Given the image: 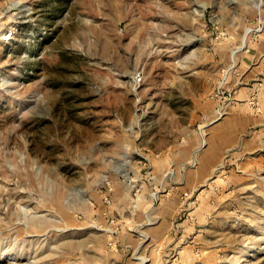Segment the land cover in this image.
Listing matches in <instances>:
<instances>
[{
    "label": "rangeland",
    "instance_id": "rangeland-1",
    "mask_svg": "<svg viewBox=\"0 0 264 264\" xmlns=\"http://www.w3.org/2000/svg\"><path fill=\"white\" fill-rule=\"evenodd\" d=\"M259 16L264 0H0V264H134L131 229L141 264H264V92L230 107L228 79ZM208 101L261 115L213 169Z\"/></svg>",
    "mask_w": 264,
    "mask_h": 264
},
{
    "label": "crops",
    "instance_id": "crops-1",
    "mask_svg": "<svg viewBox=\"0 0 264 264\" xmlns=\"http://www.w3.org/2000/svg\"><path fill=\"white\" fill-rule=\"evenodd\" d=\"M254 39L255 40L250 39L247 44L241 46L240 48L238 47L239 49H233L235 50L234 54L236 53L234 56L232 53H230L234 57L233 62L236 63L237 66L235 67L236 71L232 70V72L228 76V79H230L231 81V85L229 84V87H234V96L232 97L233 100L231 102L233 104L230 107H237L234 105L242 104L243 108L245 107L246 111L250 114L251 112H254V110L251 108V106H253V102H251L252 98L250 97L254 96L255 106V103L257 102V100L259 102V97L262 96L264 92V36ZM230 52H232V50ZM255 92H257L258 97ZM211 103L208 101L207 105L203 107L204 112L201 114L202 116L200 118L201 121H203V125L201 124V127L199 126V134L198 131L195 130V133L198 136L200 135L201 143H203L204 145V147L201 149L202 154L200 155L199 153L200 161L205 168L209 169H213V166H215L216 168L219 165V162L222 161L224 156H227L229 154L234 155L233 153H235V151L229 153V151L227 152L226 149L229 147H234L236 145L235 140L234 138H232L231 140H228L227 138L230 139V137H234L236 135V132H238L240 128H242L243 130V125H246V121H249L250 123L253 119H256V117H261V115L258 114L255 118H253L251 115L246 118L244 114L239 115L236 111L235 114H233V111L230 112L229 116L226 117V110L222 118H220L219 120H215L213 119V108L217 102L214 101L213 104V102L211 101ZM258 108L259 107L254 108L256 109V114L258 113ZM229 120H234L236 122L240 121L241 126H233L232 128L227 129V122ZM253 141L254 140H248V142L246 143V147H250ZM211 162L213 164L216 162V164L212 166ZM210 166L212 167L210 168ZM143 233L144 234H142V236L147 238L149 236V238L151 237V239H154V234H149L148 231H144ZM127 234L131 235L132 241L122 243V245L125 247L122 248V250L124 252H131L132 257H128L130 261L132 260L131 262H134V264H141V261L143 260L142 258L145 257L135 256L142 248L140 246L141 244L138 243L136 239L140 238L139 234L135 233L132 229ZM124 237H126V235H124ZM135 259H138V261H134Z\"/></svg>",
    "mask_w": 264,
    "mask_h": 264
},
{
    "label": "built area",
    "instance_id": "built-area-1",
    "mask_svg": "<svg viewBox=\"0 0 264 264\" xmlns=\"http://www.w3.org/2000/svg\"><path fill=\"white\" fill-rule=\"evenodd\" d=\"M263 30H264V17H261V16L256 17L253 27L250 28V32L255 33V32H261ZM213 97L221 98V92L219 90H216L213 94ZM252 99L253 100H251V102H253V104H254V96H252ZM224 100H225V97H223L221 100H219V104H217V106L215 107L216 118L220 117L223 113L222 106H223ZM142 259L143 260L141 261V263L146 260V258H142Z\"/></svg>",
    "mask_w": 264,
    "mask_h": 264
},
{
    "label": "bare ground",
    "instance_id": "bare-ground-1",
    "mask_svg": "<svg viewBox=\"0 0 264 264\" xmlns=\"http://www.w3.org/2000/svg\"><path fill=\"white\" fill-rule=\"evenodd\" d=\"M249 33V30L247 28H245V31H244V37L246 38V36L248 35Z\"/></svg>",
    "mask_w": 264,
    "mask_h": 264
}]
</instances>
